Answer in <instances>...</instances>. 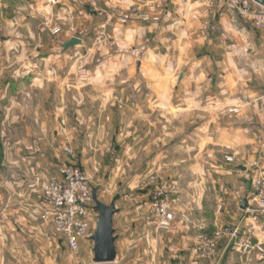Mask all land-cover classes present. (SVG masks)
Segmentation results:
<instances>
[{"label": "crops", "instance_id": "0c3cea01", "mask_svg": "<svg viewBox=\"0 0 264 264\" xmlns=\"http://www.w3.org/2000/svg\"><path fill=\"white\" fill-rule=\"evenodd\" d=\"M211 1L99 0L98 8L93 9L81 0H0V13L3 16V7L9 5H17L15 11H19L22 3L30 13L28 18L15 12L10 22L20 25L22 21L29 35L52 33L56 25L61 28L56 34L61 38L60 47L72 37L81 38L82 45L66 52L62 49L61 56L69 51L83 57L99 56L77 74L76 81L92 84L95 97L100 100L117 101L119 107L122 102L124 116L130 115L126 107L139 109L142 116L155 115V120L157 116H171L172 130L181 115L192 116L197 121L187 127L192 135L181 140L189 141V146L208 149L220 145L235 150L251 146L255 151L260 144L254 139H244V122L236 115L230 116L228 109L240 107V113H251L258 129L264 127V89L259 86L264 81V55L261 58L264 46L259 44V32L251 25L226 8L217 7L213 11ZM134 7L148 12L151 19L143 22L131 17ZM207 19L217 23V31L203 25ZM168 37L171 42L166 41ZM52 62L45 58L38 64L48 67ZM38 64L34 61L30 66L36 68ZM30 79L34 82L40 78L34 75ZM43 79L49 81V76L44 75ZM22 82L14 76L10 86L0 85V104L9 97L14 100L9 90ZM131 87L136 90L133 92ZM228 91L237 93L227 94ZM136 97H144L149 103L146 111L142 106L131 107V100ZM14 110V105L0 108L5 116L0 124V144L4 148L0 173V264L34 260L32 245L25 244L38 241L48 222L42 217L43 202L39 198L43 186L51 179L45 123L42 137L31 131L25 135L21 132L27 127L25 123L6 126L7 116ZM164 124L151 121L148 130L162 129ZM175 127L179 130V125ZM9 130L19 132L17 140L10 144L6 142ZM177 142L180 143V138ZM256 156L253 153L249 157ZM144 207L117 202L114 227L119 236L118 257L108 264H181L184 259L190 262L193 253L190 250L184 253L182 246L194 236L182 237L181 224H177L172 236L159 232L150 219L149 205ZM241 211L239 216L243 214ZM254 235L255 242L264 244V222L256 227ZM166 241L172 245H165ZM91 242L88 239L92 252L89 260L94 256ZM219 253L221 264H264V252L256 253L254 261L248 263L245 255L227 246V241L221 242ZM166 257L175 261L168 263L164 261Z\"/></svg>", "mask_w": 264, "mask_h": 264}, {"label": "rangeland", "instance_id": "374dc122", "mask_svg": "<svg viewBox=\"0 0 264 264\" xmlns=\"http://www.w3.org/2000/svg\"><path fill=\"white\" fill-rule=\"evenodd\" d=\"M16 8L17 5H9L8 8L3 7V16L0 13V85L10 86L14 76L23 82L9 90L14 100L10 97L4 99L6 103L2 102L0 108L14 105L15 110L7 116L6 126L25 123L27 127L21 131L25 135L31 131L34 136L42 137L44 121L50 178L58 175L61 166L76 165L83 169L92 186L98 189L101 201L109 204L117 194H121L120 203L136 204L142 208L148 204L150 219L156 226V217L151 212L153 197L158 189L174 182L177 191L171 204L175 221L170 230L158 231L172 236L177 224H181L184 228L180 231L181 236H194L192 241L186 239L183 244L184 253L189 250L192 253L200 233L212 234L227 225L226 222H237L241 218V203L251 194L247 187L258 166L264 168V127L258 129L257 125L250 131L245 123L243 125L244 139H254L260 144L255 151L251 150V146L235 150L212 145L207 152V147H191L189 141H181L192 135L187 130L197 122L192 116L181 115L178 121H174V130L171 129V116H157L158 120H155V115H140L138 107L135 111L126 107V113H130L126 117L121 112L125 108L122 102L119 107L117 101L100 100L95 97L92 84L83 85L76 81L77 74L96 62L99 56L83 57L71 51L61 56L60 36L48 31L32 36L22 21L20 25L10 22L15 12L28 18L25 4H20L19 11H15ZM257 38L261 47L264 46V34L259 32ZM262 55L264 52H261V58ZM45 58L53 60L51 66L38 64ZM34 61L38 64L36 68L30 66ZM34 75L40 79L32 82L30 78ZM44 75L49 76V81L43 79ZM259 86L264 89V81ZM131 90L134 92L136 88L131 87ZM131 101L132 108L136 105L142 106L145 111L148 109L149 103L144 97ZM4 117L0 111V124ZM127 118L129 120L125 121ZM151 121L165 124L162 129L148 130ZM104 123L107 124L105 127ZM175 125H179V130L175 129ZM16 133L19 134L7 131L6 142L16 141ZM1 147L0 144V173L4 154ZM253 153L257 155L255 159L249 157ZM233 154H238L239 160L227 161L226 157ZM252 163L258 165L252 167ZM242 165L246 170L238 168ZM44 233L42 231L41 238L35 243L25 244L26 247L32 245L30 250H34V260L21 259V264H28V261L29 264H89L92 261L89 260L92 252L88 239L81 241L80 255L75 256L50 221L45 225ZM166 244L172 245L167 241ZM164 261L171 263L175 260L166 257ZM193 262L194 259L190 262L188 259L181 260V264Z\"/></svg>", "mask_w": 264, "mask_h": 264}, {"label": "built area", "instance_id": "2783aa9c", "mask_svg": "<svg viewBox=\"0 0 264 264\" xmlns=\"http://www.w3.org/2000/svg\"><path fill=\"white\" fill-rule=\"evenodd\" d=\"M89 7L97 9L99 0H81ZM165 2L167 0H154ZM212 10L226 8L235 13L242 20L249 22L258 32L264 34V4L254 0H212ZM143 22H148L151 16L148 12L134 7L130 13ZM203 25L213 31L218 25L211 19L205 20ZM61 31L59 26L52 27V34ZM172 38L168 37L167 42ZM240 107L228 109L230 116L240 117L247 129L253 131L257 127L255 118L249 113H240ZM227 161L239 160L238 154L226 157ZM258 165L252 163L251 166ZM158 189V188H157ZM177 191L174 182H168L158 189L153 197L151 212L156 217L157 229L168 231L171 229L175 214L172 209V197ZM251 194L248 205L243 210L241 218L234 224H227L216 229L212 234L200 233L193 244V264H221L219 246L227 241L235 251L246 256L247 262L254 261V255L264 252V244L255 242L254 230L261 226L264 217V168L258 166L251 182ZM43 202L42 217L50 221L56 231L62 235L68 248L75 256L80 255L81 241L90 239L96 227L98 212L94 209L93 186L87 174L76 165L65 164L59 168L58 175L52 177L39 193ZM89 264H96L93 260Z\"/></svg>", "mask_w": 264, "mask_h": 264}, {"label": "water", "instance_id": "95a60500", "mask_svg": "<svg viewBox=\"0 0 264 264\" xmlns=\"http://www.w3.org/2000/svg\"><path fill=\"white\" fill-rule=\"evenodd\" d=\"M259 4H264V0H254ZM83 40L79 37H72L70 40L61 44L63 52L78 45H82ZM139 66V63H138ZM239 169L246 170L245 166H238ZM248 188H251L249 183ZM121 198V194H117L113 200L107 204L98 197V189L93 187L94 209L98 212L96 227L90 240L93 242V261L96 264H108L117 260L118 251L116 242L119 238L114 227V216L118 212L117 202ZM248 205V199L245 198L241 203L244 210Z\"/></svg>", "mask_w": 264, "mask_h": 264}]
</instances>
